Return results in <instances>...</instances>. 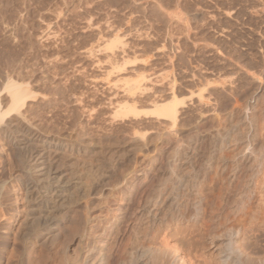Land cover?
I'll return each mask as SVG.
<instances>
[{
    "label": "bare ground",
    "instance_id": "obj_1",
    "mask_svg": "<svg viewBox=\"0 0 264 264\" xmlns=\"http://www.w3.org/2000/svg\"><path fill=\"white\" fill-rule=\"evenodd\" d=\"M32 1L0 0V264H264V0H244L255 28L222 39L205 32L220 20L182 3L180 90L169 80L153 118L126 123L124 102L120 122L90 131L66 116L59 127L56 57L36 40ZM227 168L229 189L243 182L218 221L223 205L198 188Z\"/></svg>",
    "mask_w": 264,
    "mask_h": 264
},
{
    "label": "rangeland",
    "instance_id": "obj_2",
    "mask_svg": "<svg viewBox=\"0 0 264 264\" xmlns=\"http://www.w3.org/2000/svg\"><path fill=\"white\" fill-rule=\"evenodd\" d=\"M34 1L29 2L31 4L29 6L30 9H35L34 16L41 28L37 29L36 40L43 45V48L47 47L44 45L51 44L53 56L56 57L54 58L56 69H54V86L59 127L62 126V118L66 116L71 121L76 120L73 123L76 122L74 128L77 130L82 125L85 130L94 129L95 126L97 127V123L93 122L95 118L107 119L106 124L120 122L118 118L120 116L116 118L113 111L117 110L116 106H122L121 103L124 102L123 106L128 104L127 109L134 107L132 109L136 113L131 116L130 112L127 116L129 119L125 120L126 123L128 120H138V118H153L154 116L149 115V110L154 101L169 95L168 82L174 78L175 91L180 90L179 88L182 87L179 84L182 82L180 76L183 72L180 67H183L184 61L180 53L182 35L177 27L179 15L184 7L182 5H186V1L192 7L208 12L207 18H211L210 21L222 22L224 31L209 26L205 28L206 34L212 38L222 39L225 37L223 36L225 32L239 31V29L249 31L256 27L249 23L242 24V20H246L244 0H36L37 4ZM232 4L234 6L231 8ZM239 9H244V12L237 15ZM253 19L256 20V18ZM206 21L209 22L208 19L204 20ZM257 32L254 31L255 34ZM246 38H248L247 35ZM136 81L139 82L136 83ZM131 83L135 86L140 85V88H137L138 90L134 88L135 91L131 89L130 92L129 89L134 86ZM176 94L179 97H177L178 100L184 96H181L178 91ZM220 128V122L207 121L202 130L214 132ZM194 131L191 128L187 132L193 134ZM125 132H120V137ZM187 132L178 129L177 137L185 138L188 136ZM91 133L94 135L95 132L91 131ZM130 133L132 130L128 134ZM200 149L201 153L207 157L209 144L202 142ZM217 149L216 153L214 152L216 156ZM221 155L230 157L231 151L223 149ZM228 175L229 168L218 173L216 177L210 173L208 181L198 188L208 198H213L215 211L223 205L220 201L221 195H228V201L232 200V191L235 190L236 185V190L239 189L243 182L240 176L234 181L231 190L226 184ZM187 209L190 213L189 205ZM220 210L222 211L218 221H223L224 217L228 216L229 209L223 205ZM229 218L232 219V217ZM196 236V239H200L199 235Z\"/></svg>",
    "mask_w": 264,
    "mask_h": 264
}]
</instances>
